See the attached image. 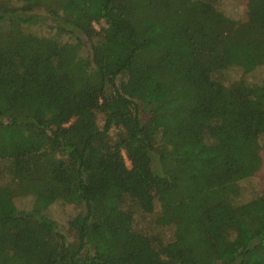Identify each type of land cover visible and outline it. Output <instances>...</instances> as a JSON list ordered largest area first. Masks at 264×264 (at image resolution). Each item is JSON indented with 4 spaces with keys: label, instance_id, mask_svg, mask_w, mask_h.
I'll use <instances>...</instances> for the list:
<instances>
[{
    "label": "trees",
    "instance_id": "16d2710c",
    "mask_svg": "<svg viewBox=\"0 0 264 264\" xmlns=\"http://www.w3.org/2000/svg\"><path fill=\"white\" fill-rule=\"evenodd\" d=\"M225 1L0 0V264H264V0Z\"/></svg>",
    "mask_w": 264,
    "mask_h": 264
},
{
    "label": "rangeland",
    "instance_id": "374dc122",
    "mask_svg": "<svg viewBox=\"0 0 264 264\" xmlns=\"http://www.w3.org/2000/svg\"><path fill=\"white\" fill-rule=\"evenodd\" d=\"M247 0H226L225 1V10L227 13L231 14L232 16H241L244 17L245 12V6H246ZM35 13L45 16L46 14L43 11H36ZM42 24L35 25L33 28L39 31H45L46 23H51V19L49 18H43L41 19ZM97 28H99L98 24H95ZM254 74H263L264 73V67L258 68L256 71H254ZM261 155V167L260 169L250 178V181H245L242 183L244 186V197L245 199L249 196H252L255 193L261 192L264 190V147L261 148L260 151ZM28 202L27 199L20 198L17 201V204L19 206L26 205ZM71 208L67 207L63 208L60 205H54L50 208L49 213L57 220L63 219V214L70 212Z\"/></svg>",
    "mask_w": 264,
    "mask_h": 264
}]
</instances>
